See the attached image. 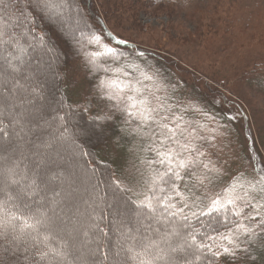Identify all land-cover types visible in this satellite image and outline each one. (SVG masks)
<instances>
[{
    "label": "snow or ice",
    "instance_id": "obj_1",
    "mask_svg": "<svg viewBox=\"0 0 264 264\" xmlns=\"http://www.w3.org/2000/svg\"><path fill=\"white\" fill-rule=\"evenodd\" d=\"M68 7L69 0H0V141L14 135L17 148L20 142L31 143L26 140L30 129L24 120L25 106L33 102L28 96L38 93V85L27 83L31 78L24 57L33 47L28 37L43 43V36H35L38 25L34 17L55 24ZM114 39L117 45L127 43ZM93 40L99 43V37ZM115 53L116 49L105 46L104 53L91 55ZM139 54L143 56V52ZM159 90L131 86L127 92H114L108 97L117 101V107L124 104L119 110L136 122L132 131L142 138L147 151L154 153L152 159L141 161L144 172L137 169L139 175L130 172L113 179L112 187L126 194L127 201L137 209H147L149 218L161 225H148L154 235L143 238L122 225L121 249L137 264H216L221 256L250 259L249 247L258 240L264 244V163L258 159L259 153L250 157L257 162L253 180L234 177L227 187L209 194L208 185L223 175L205 147L214 148L215 137L200 134L204 125L185 122L166 98L156 94ZM9 112L14 115L6 124ZM212 119L218 127H227ZM222 119L230 123L237 116L225 115ZM9 127L13 128L11 134ZM48 146L33 145L35 151L30 155L21 152L16 156L0 143V264H105L109 255L104 250V238L108 234L95 222V216L89 218L93 223L73 225L69 230L63 220L57 223L59 218L53 219L45 208L49 198L54 201L61 195L49 191V182L62 175L50 168L44 170L47 165L41 148ZM200 217L215 220L225 231L212 224L204 225L210 232L192 228L190 220ZM113 264L119 261L114 259Z\"/></svg>",
    "mask_w": 264,
    "mask_h": 264
},
{
    "label": "trees",
    "instance_id": "obj_2",
    "mask_svg": "<svg viewBox=\"0 0 264 264\" xmlns=\"http://www.w3.org/2000/svg\"><path fill=\"white\" fill-rule=\"evenodd\" d=\"M99 1L100 4H97V0H69V7L55 24L34 17L38 25L35 36H43V43L29 36L28 43L33 47L29 48V55L24 57L27 73L31 78L27 83L38 85L37 94H24L33 101L25 106L27 111L24 115L27 128L30 129L26 140L31 143L20 142L17 148L14 135L0 143H3L10 155L16 156L21 152L30 155L35 151L33 145H50L41 148L47 165L44 170L50 168L62 175L49 182V191L61 193L54 201L49 198L45 202L49 215L53 219L58 217L57 223L63 220L69 230L73 225L80 227L93 223L89 218L95 216V222L108 234L104 238V250L109 255L105 264H113L114 259L119 264H137L128 259L120 247L123 242L120 236V232L124 230L122 225L133 229V234L138 238L154 235L147 228L148 225L154 228L161 225L149 218L147 209H137L127 201L126 194L114 190L111 182L130 172L137 173V169L144 172L145 165L141 161L152 159L154 153L147 151L142 138L132 131L136 122L130 120L131 123H126L129 119L127 114L119 110L124 104L119 103L117 107V101L108 97L114 92H127L131 86L154 92L159 88L156 94L162 99L166 98V103L174 106L170 102L174 96V77L171 66L165 60L144 53L141 56V52L127 40L126 44L117 45L114 38H123L113 34L109 28L115 13L119 19L139 27L136 19L139 14L147 11V0ZM171 1L152 0L150 3L154 2L156 5L152 11L165 13ZM94 36H98L100 42L111 44L116 53L92 56L99 48L93 40ZM90 40L92 43H89ZM76 66L83 70L87 85L91 86L96 95L97 113L88 114L81 103L73 102L71 94L66 93L64 76ZM159 71L164 79L162 86ZM196 72L205 80L213 82L210 77ZM254 72L259 76L264 74V63L252 67L250 73ZM247 76L246 74L244 77ZM137 81H141V84H137ZM8 86L12 87L10 82ZM164 86L168 87L167 91H164ZM12 115L14 113L7 114L6 124ZM8 131L11 134L13 128L9 127ZM118 151H121L120 156L117 155ZM26 163L32 166L30 162ZM156 167L162 168L158 164ZM190 223L192 228L199 229L200 232L211 231L204 227L205 224H212L221 232L225 231L209 217H200L199 220L192 218ZM197 239H200L199 234ZM261 248L264 249L262 243L259 249ZM116 253H119L118 257ZM249 253L258 256V250L252 246L249 247ZM256 255L252 259L255 262ZM222 260L223 256L216 264H222ZM258 262L264 264V256Z\"/></svg>",
    "mask_w": 264,
    "mask_h": 264
},
{
    "label": "rangeland",
    "instance_id": "obj_3",
    "mask_svg": "<svg viewBox=\"0 0 264 264\" xmlns=\"http://www.w3.org/2000/svg\"><path fill=\"white\" fill-rule=\"evenodd\" d=\"M151 1L145 2L147 11L136 19L139 27L115 13L110 30L138 52L171 66L174 96L170 102L176 114L193 126L204 125L201 135L215 137V147H205L223 175L208 185V193L221 191L234 177L253 180L257 162L250 157L259 153L258 159L264 163V74L250 73L252 67L264 63V0H172L167 11L159 14L152 11L156 5ZM97 44L99 53H104L105 46L112 47L107 42ZM69 71L64 76L66 93L88 114L97 113L96 95L83 70L76 66ZM158 77L162 86L160 71ZM225 115L237 119L228 123L222 119ZM212 117L227 127H218ZM260 245L259 240L252 245L258 256L252 253L250 259L241 256L236 260L223 256L222 264H253L255 255V264H261L258 259L264 256V249Z\"/></svg>",
    "mask_w": 264,
    "mask_h": 264
}]
</instances>
